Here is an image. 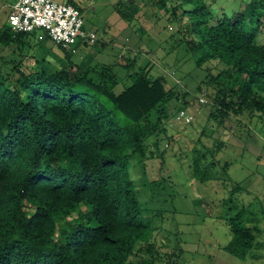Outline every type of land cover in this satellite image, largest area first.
<instances>
[{
    "label": "trees",
    "instance_id": "trees-1",
    "mask_svg": "<svg viewBox=\"0 0 264 264\" xmlns=\"http://www.w3.org/2000/svg\"><path fill=\"white\" fill-rule=\"evenodd\" d=\"M178 5L192 35L182 39L197 64L223 65L198 88L211 104L209 117L264 114V43L257 42L264 1L246 0L250 13L234 18L214 15L206 0ZM159 6L178 22L177 5ZM30 35L13 31L7 19L0 25V264H127L148 234L131 162L147 165L162 155L168 103L185 107L186 93L144 67L120 92L115 64L49 68L46 56L25 46ZM37 40H50L66 57L71 52L45 33ZM28 56L36 69L23 65ZM215 152L207 147L192 160L197 180L213 178L217 162H201ZM246 214L241 209L226 221L225 249L239 258L256 244L258 227Z\"/></svg>",
    "mask_w": 264,
    "mask_h": 264
},
{
    "label": "rangeland",
    "instance_id": "rangeland-1",
    "mask_svg": "<svg viewBox=\"0 0 264 264\" xmlns=\"http://www.w3.org/2000/svg\"><path fill=\"white\" fill-rule=\"evenodd\" d=\"M16 1L0 0V25ZM59 1L72 2L80 9L83 29L92 32L96 41L85 44L78 40L76 51L66 57L50 40H37L41 31L27 36V49L36 57L46 56L49 68H56L59 62L64 66L115 64L118 84L114 90L120 92L131 84L129 74L144 67L152 77L163 76L167 88L186 93L185 107L174 99L168 103L166 134L159 136L162 155L148 160L147 165L131 162L129 171L148 234L127 264H264V114L245 112L222 122L209 117L211 104L208 98L205 103L198 101L202 93L198 88L223 65L216 60L197 64V54L182 39L192 35L178 0H166L167 8L177 5L178 22L169 18L159 0ZM206 3L214 15L225 13L234 18L250 13L246 0ZM257 42L264 43V11ZM5 52L9 50L3 49L1 54ZM23 65L36 69L30 56ZM178 107H184L194 119L177 121ZM207 147L216 152L201 164L213 158L217 164L209 169L213 178L202 182L195 178L191 163ZM154 179L157 181L151 184ZM241 209L247 212L249 225L258 227L256 244L244 258L225 249L231 238L227 218Z\"/></svg>",
    "mask_w": 264,
    "mask_h": 264
},
{
    "label": "built area",
    "instance_id": "built-area-1",
    "mask_svg": "<svg viewBox=\"0 0 264 264\" xmlns=\"http://www.w3.org/2000/svg\"><path fill=\"white\" fill-rule=\"evenodd\" d=\"M7 22L15 32L36 33L41 31L65 50L75 52L78 40L92 44L96 38L92 32L83 29L80 10L72 3L59 0H17L10 9ZM39 34V38L42 37ZM200 103L206 102V93L198 95ZM177 121L190 123L194 117L180 109L175 115Z\"/></svg>",
    "mask_w": 264,
    "mask_h": 264
},
{
    "label": "crops",
    "instance_id": "crops-1",
    "mask_svg": "<svg viewBox=\"0 0 264 264\" xmlns=\"http://www.w3.org/2000/svg\"><path fill=\"white\" fill-rule=\"evenodd\" d=\"M65 2H69V1H65Z\"/></svg>",
    "mask_w": 264,
    "mask_h": 264
}]
</instances>
